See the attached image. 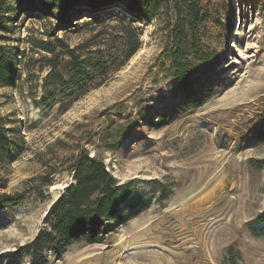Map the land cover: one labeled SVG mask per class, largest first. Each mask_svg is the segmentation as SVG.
Masks as SVG:
<instances>
[{"label": "rangeland", "instance_id": "1", "mask_svg": "<svg viewBox=\"0 0 264 264\" xmlns=\"http://www.w3.org/2000/svg\"><path fill=\"white\" fill-rule=\"evenodd\" d=\"M200 2L190 61L197 89L212 92L198 107L183 103L171 76L175 0L162 1L149 24L133 23L141 46L122 66L50 104L41 99L45 52L30 38H65L97 60L122 56L127 23L115 8L50 36L59 17L10 8L5 44L17 77L13 87L0 85V113L16 145L0 156V193L25 198L0 208V264H30L18 249L48 227L82 149L121 183H135L124 208L134 204L137 213L103 242L49 252V264H264V141L248 139L264 103V0Z\"/></svg>", "mask_w": 264, "mask_h": 264}, {"label": "trees", "instance_id": "2", "mask_svg": "<svg viewBox=\"0 0 264 264\" xmlns=\"http://www.w3.org/2000/svg\"><path fill=\"white\" fill-rule=\"evenodd\" d=\"M162 1L164 0H0V85L13 87L17 77V68L5 44L13 21L8 15L11 7L30 17H59L50 36L62 28L75 27L74 22L78 23L80 16H90L98 21L101 15L108 14L115 8H119L121 20L127 23L124 29L126 48L122 56L111 53L97 60L80 55L77 48L71 47L65 38H30L33 46L45 52L42 60L49 66V71L43 80L44 97L41 99L50 104L59 93L80 86L84 79L94 81L106 71L122 66L141 46L139 26L136 27L133 23L141 20L149 24L159 14ZM175 2L177 20L168 34L170 40L167 47L168 57L172 60L171 76L176 90L184 97L183 103L189 107H198L205 101L207 94L212 92L211 87L205 84H200L197 89L194 81L196 70L190 61V51L196 47L195 27L201 20L202 4L200 0ZM58 47L61 48V53ZM93 51L103 53L102 50ZM165 116L166 114H162V117ZM259 117L260 124L248 136V139L257 142L264 141V103ZM10 133L11 128L0 113V156L11 155V150L16 145ZM72 169L75 181L51 205L48 227L18 249L20 254L30 257V264H49V252L61 253L64 248L76 243L103 242L110 231L126 223L137 213L130 212L134 204L124 208L130 202L135 183H121L103 159L82 149L77 154ZM24 198L23 193H0V208L16 206ZM257 231V235H264V227Z\"/></svg>", "mask_w": 264, "mask_h": 264}]
</instances>
